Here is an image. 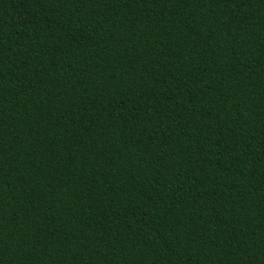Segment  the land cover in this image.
<instances>
[{
    "label": "trees",
    "instance_id": "1",
    "mask_svg": "<svg viewBox=\"0 0 264 264\" xmlns=\"http://www.w3.org/2000/svg\"><path fill=\"white\" fill-rule=\"evenodd\" d=\"M0 264H264V0H0Z\"/></svg>",
    "mask_w": 264,
    "mask_h": 264
}]
</instances>
